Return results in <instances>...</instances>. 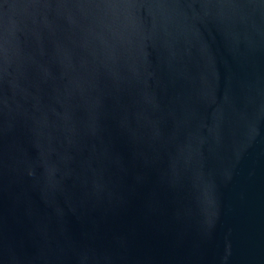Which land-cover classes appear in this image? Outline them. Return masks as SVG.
Returning a JSON list of instances; mask_svg holds the SVG:
<instances>
[{
	"label": "water",
	"instance_id": "95a60500",
	"mask_svg": "<svg viewBox=\"0 0 264 264\" xmlns=\"http://www.w3.org/2000/svg\"><path fill=\"white\" fill-rule=\"evenodd\" d=\"M0 264H264V0H0Z\"/></svg>",
	"mask_w": 264,
	"mask_h": 264
}]
</instances>
